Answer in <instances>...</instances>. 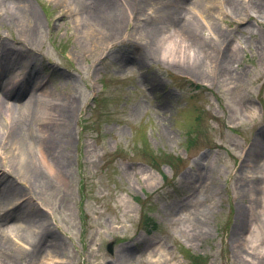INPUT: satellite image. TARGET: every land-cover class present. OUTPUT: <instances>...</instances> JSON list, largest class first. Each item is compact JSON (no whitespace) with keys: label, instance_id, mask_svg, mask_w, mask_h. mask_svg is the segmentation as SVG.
Instances as JSON below:
<instances>
[{"label":"rangeland","instance_id":"1","mask_svg":"<svg viewBox=\"0 0 264 264\" xmlns=\"http://www.w3.org/2000/svg\"><path fill=\"white\" fill-rule=\"evenodd\" d=\"M29 1L40 26L29 28L32 19L10 9L0 39L22 56L11 71L21 74L13 77L23 90L25 66L34 61L37 69L42 64L39 78L49 74V91L63 104L74 101L69 167L66 180L50 176L39 190L4 176L0 166V194L8 187L0 224L22 227L4 236L0 264H264V215L251 211L259 170L245 166L252 141L264 145L260 19L246 9L240 24L225 14L209 19V31L189 14L187 25L177 26L188 47L226 52L220 72L206 61L164 57L160 31L175 24L160 14L165 24H156L159 0H108L111 27L80 15L71 0ZM178 2L208 16L205 6L217 0ZM237 2L223 5L232 11ZM212 34L228 44L219 49ZM238 71L241 82L233 77ZM246 236L256 243L244 245Z\"/></svg>","mask_w":264,"mask_h":264},{"label":"bare ground","instance_id":"2","mask_svg":"<svg viewBox=\"0 0 264 264\" xmlns=\"http://www.w3.org/2000/svg\"><path fill=\"white\" fill-rule=\"evenodd\" d=\"M71 1L74 3L73 5L75 7H78L76 12L80 15L84 14L109 27L112 26L111 16L108 15H112V12L107 11L112 4L108 0H94L92 4H86L87 0ZM237 1V4H235L236 6L232 7V11L226 7L224 8L223 0H217L215 5H206L205 9L208 10V16L203 15L193 8L182 5L178 0L157 1L155 3L157 5L155 8L156 12H154L156 19H158L156 20V24L161 23L162 28L165 24L164 21L160 22V16L157 14L167 17L168 20H173L171 24H175V27H170L168 32H165L164 28L160 31L162 38H159V40L167 45L162 51L166 53L164 57L169 61L178 60L180 62L187 60L188 63H198L199 65L206 61V63H209V66L212 64L213 68H217L220 72L226 70L227 67L225 66V62H227V56L226 52L221 48H224V45H227L228 42L225 38L221 40V38L224 37L221 28H219V30H222L219 36L222 37H217L212 34L213 41L215 40L218 42V48L221 49L218 50L217 53H214V47L211 50L204 45L198 47L199 49L188 47L183 35L179 30L177 31L176 28L179 24L182 26L187 25V15L189 14H194L198 17L200 21L205 24L203 27L209 31V19H220L221 16L225 14H227V16L230 15L235 19V23L240 24L243 22L240 20L242 10L246 9L248 10L246 15L256 17L260 19V21L256 20L257 23L264 24V0H240V3L239 0ZM43 5L46 7L45 4ZM10 9L20 11L23 17L26 16L29 19L31 18L32 22L28 25L29 28L40 26L38 12L29 0H0V25L10 20ZM248 33V39H250L254 33L252 30H249ZM261 36L262 44H264V35ZM7 49L14 50L8 46L5 38L2 40L0 39V50H3V55L0 53V166L4 176L10 178L16 177L30 184L36 183L40 190V188L51 183L50 176L61 180H66L67 178L65 174L69 167V156L66 154V151L71 139L69 130L67 129V120H69L68 114L71 111V106L74 101L72 102L70 100L63 104L60 99L56 98L52 92L49 91V87L47 86L49 81L47 82L46 80L49 78V74H45L43 79L39 78L38 73L43 71V69L41 71L39 70L42 64H39V69H37L34 67L36 65L34 61L28 62L25 66L29 68V71H26L28 74H26L25 80L28 82L27 84L29 87L23 90L20 78L14 79V77L21 74L17 72L13 74L14 72L11 71V68H14L13 66L16 67L20 65L22 56H13ZM230 49L234 52L236 48L234 45H231ZM215 56H217V59H215ZM217 60H219V63ZM233 77L237 82L242 81V73L240 71ZM1 78L4 81H1ZM262 106L264 107V105ZM251 145L254 147V152H250V159L254 160L247 159L245 161V166L251 165L255 171L259 170V172L256 173L257 179L254 185L257 186L260 196L258 198H253L254 201L252 200V202L256 205H254V208L252 207L251 211L255 212V209H258L264 215V150L260 151V149L264 148V145L262 140L258 139H256V141L254 140V144L252 141ZM257 152L259 153V157L262 156V158L257 159L255 156ZM252 175L253 174L246 175V177L249 179V182L253 183ZM3 189L6 190L8 187ZM4 190H2V194H0V212L2 209L8 210L7 208L1 209V207H3L1 201L4 199V195H6L4 194ZM12 204L13 202H9L7 206ZM251 204L250 202V207ZM242 212L243 210L240 208L238 213L241 214ZM4 217V222H6L7 216L4 215ZM15 217L17 216H9L8 218H10L11 221L14 220ZM32 217L40 218L38 214H34ZM1 220L3 221L2 216H0V221ZM19 220L23 221V219ZM3 225L4 224H2V226ZM251 225L255 227L256 222H252ZM2 226L0 224V243L5 242L9 245L4 236L9 234L12 235L11 232L19 231L22 227L17 226V224L5 227ZM39 228L40 227H38V232H41V234L42 231L47 230V227L43 228L41 226V228ZM242 230L243 227L240 231ZM259 230L264 234V226L263 229L260 228ZM254 233L258 234V227ZM41 237L42 235L40 238ZM248 239H250V237L246 236L243 242L244 245H246V242L256 243V240ZM235 241H238V239ZM257 245L262 250L261 244ZM257 245L254 244V250ZM34 251L35 246H31L28 256L35 257ZM8 253L9 252L1 253L3 256L2 258L4 259L6 256L5 254Z\"/></svg>","mask_w":264,"mask_h":264}]
</instances>
